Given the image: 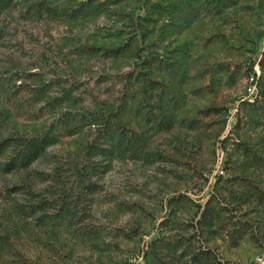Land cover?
Wrapping results in <instances>:
<instances>
[{"label":"rangeland","instance_id":"rangeland-1","mask_svg":"<svg viewBox=\"0 0 264 264\" xmlns=\"http://www.w3.org/2000/svg\"><path fill=\"white\" fill-rule=\"evenodd\" d=\"M0 264H264V0H0Z\"/></svg>","mask_w":264,"mask_h":264},{"label":"trees","instance_id":"trees-1","mask_svg":"<svg viewBox=\"0 0 264 264\" xmlns=\"http://www.w3.org/2000/svg\"><path fill=\"white\" fill-rule=\"evenodd\" d=\"M42 146H43V143L42 142H37L35 145H32V149L34 150H37L38 148L37 147H40V148H42ZM207 204H208V202H207ZM212 214H214L212 211H210V208L208 207V208H206V210L203 212V218H205V219H211V217H213V216H211ZM194 256L195 257H199L198 259L199 260H203L204 258H203V255H202V253L200 254V253H196V254H194Z\"/></svg>","mask_w":264,"mask_h":264},{"label":"built area","instance_id":"built-area-1","mask_svg":"<svg viewBox=\"0 0 264 264\" xmlns=\"http://www.w3.org/2000/svg\"><path fill=\"white\" fill-rule=\"evenodd\" d=\"M252 80H254V76L251 78ZM251 89V88H250Z\"/></svg>","mask_w":264,"mask_h":264}]
</instances>
